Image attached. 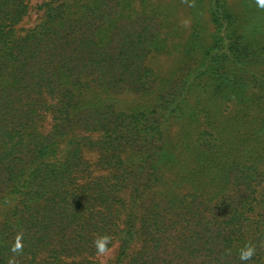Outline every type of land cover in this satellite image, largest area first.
I'll return each instance as SVG.
<instances>
[{"label":"trees","instance_id":"trees-1","mask_svg":"<svg viewBox=\"0 0 264 264\" xmlns=\"http://www.w3.org/2000/svg\"><path fill=\"white\" fill-rule=\"evenodd\" d=\"M31 2L0 0V264H264L257 0Z\"/></svg>","mask_w":264,"mask_h":264},{"label":"rangeland","instance_id":"rangeland-1","mask_svg":"<svg viewBox=\"0 0 264 264\" xmlns=\"http://www.w3.org/2000/svg\"><path fill=\"white\" fill-rule=\"evenodd\" d=\"M166 1H170V0H165V2ZM42 2L43 0H32L31 14L25 20L29 22V24L31 25L35 24L40 20L41 13L38 10V5L41 4ZM177 6H179V4H177ZM173 19L178 20V23H183L186 20V16H185L182 6L178 7V10L176 11V14L173 17ZM178 60H179V57L176 54H172V55L162 54V55H157L154 58V64L157 67L161 66L162 68L167 69L169 67H173L174 65H176ZM128 97L132 98L133 96L124 95V99H127ZM117 248H118V245H115L111 250H109L103 256H101L102 264H104L109 258L115 255Z\"/></svg>","mask_w":264,"mask_h":264},{"label":"clouds","instance_id":"clouds-1","mask_svg":"<svg viewBox=\"0 0 264 264\" xmlns=\"http://www.w3.org/2000/svg\"><path fill=\"white\" fill-rule=\"evenodd\" d=\"M257 3L261 8H264V0H257ZM106 241H107V238H104L103 241L97 242V247L100 253H104L106 251V248H105ZM21 249H22V245L19 242V240H17L12 251L19 252ZM254 254H255V247L250 244L246 245L244 248L240 250V259L241 261H249L253 257Z\"/></svg>","mask_w":264,"mask_h":264}]
</instances>
